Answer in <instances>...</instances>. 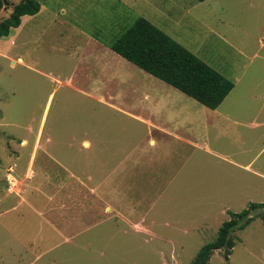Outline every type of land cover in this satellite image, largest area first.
I'll list each match as a JSON object with an SVG mask.
<instances>
[{"label": "rangeland", "instance_id": "obj_1", "mask_svg": "<svg viewBox=\"0 0 264 264\" xmlns=\"http://www.w3.org/2000/svg\"><path fill=\"white\" fill-rule=\"evenodd\" d=\"M18 1L7 0L0 21ZM35 1L40 14L22 16L0 39V264H189L229 213L264 203V7ZM137 17L231 82L215 111L157 83L168 92L159 113L132 111L162 131L79 92L84 40L75 29L108 45ZM76 177L99 200L90 197L82 233L69 237L45 225L49 233L40 228L33 240L27 222L45 223L38 211L45 196L69 190ZM252 215L232 234L229 255L213 251L206 264H264V209ZM16 223L18 239L5 231Z\"/></svg>", "mask_w": 264, "mask_h": 264}, {"label": "crops", "instance_id": "obj_2", "mask_svg": "<svg viewBox=\"0 0 264 264\" xmlns=\"http://www.w3.org/2000/svg\"><path fill=\"white\" fill-rule=\"evenodd\" d=\"M244 1L249 2L247 3L248 7H252L253 5L264 7V0H257V2H252L251 0ZM41 9L42 5L40 4L38 12L35 14V16L40 14ZM22 18L23 17L20 18L19 25ZM72 26L73 25H70L67 22L66 30L68 31L70 27L73 28ZM75 30L84 40L81 53L83 64L79 71L80 83H83L84 87L80 88L79 91V89L75 86L72 87V90L76 92L79 91L86 98H95L96 102L135 122L142 123L146 128H151V126H153L159 130H165V127L156 126L147 119H143L132 111L133 109H137L139 111L148 113V116L151 117L158 114L161 99L168 95V92H163L159 84H157L163 82L143 72L125 59L110 51L107 44H99L97 40L93 39L90 35H87L81 30ZM69 37H72L71 34L70 36L66 37L61 36V40H69ZM71 80L72 78H69L66 81L69 82ZM111 102H116V104L113 103L114 105H112ZM216 109L217 108L214 110H207L215 111ZM166 132L168 137L176 141H180L182 139L176 134H173L169 131ZM148 143L152 145L153 140L149 139ZM83 146L86 147L85 150H88L89 141L83 140ZM87 179L88 177L86 180ZM77 182L82 181L76 177L74 182L70 185L69 190H60L53 194L50 192L47 196H45L46 200L48 201L47 207L44 210H38L39 213H41L39 216H42L45 223L38 224L39 221H37V223L27 222L24 228L26 232L32 233L33 240L35 239L34 232L40 228L43 230L45 225L48 227L49 231H51V228L53 227V231L60 233L64 231L70 235L69 237H74L82 233L81 226L85 222L83 213L85 211H90V197L93 198L95 204H97V201L99 200L94 194V187H87L86 184L83 185V182L79 184ZM61 200H63V203ZM102 203L105 202L102 201ZM102 211L103 213L106 211L110 212L111 208L109 205H105ZM62 217L63 226L60 227L57 223H55V219L59 220ZM15 226L16 227L12 229L6 228L5 231H8L9 235H14L13 237L18 239V236H20L18 232V223H16ZM44 233L49 232L44 231Z\"/></svg>", "mask_w": 264, "mask_h": 264}, {"label": "trees", "instance_id": "obj_3", "mask_svg": "<svg viewBox=\"0 0 264 264\" xmlns=\"http://www.w3.org/2000/svg\"><path fill=\"white\" fill-rule=\"evenodd\" d=\"M6 3L7 0H0V8ZM38 9L39 3L35 0H19L8 17L0 21V39L7 36L10 29L18 27L22 16H33ZM108 48L138 69L210 110L217 108L232 89L231 82L141 17L135 18L108 44ZM259 209H264V203H251L239 213H229V219L218 227L214 240L201 246L189 264H206L216 250H222L227 257L234 245L232 234L244 228L252 220V212Z\"/></svg>", "mask_w": 264, "mask_h": 264}, {"label": "built area", "instance_id": "obj_4", "mask_svg": "<svg viewBox=\"0 0 264 264\" xmlns=\"http://www.w3.org/2000/svg\"><path fill=\"white\" fill-rule=\"evenodd\" d=\"M11 180V178H9V181Z\"/></svg>", "mask_w": 264, "mask_h": 264}]
</instances>
